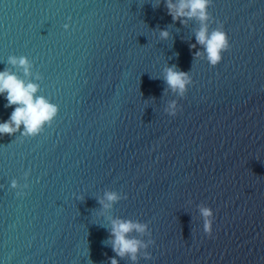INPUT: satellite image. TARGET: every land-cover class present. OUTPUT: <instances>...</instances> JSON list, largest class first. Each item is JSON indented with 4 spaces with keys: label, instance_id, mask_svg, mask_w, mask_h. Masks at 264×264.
<instances>
[{
    "label": "water",
    "instance_id": "95a60500",
    "mask_svg": "<svg viewBox=\"0 0 264 264\" xmlns=\"http://www.w3.org/2000/svg\"><path fill=\"white\" fill-rule=\"evenodd\" d=\"M207 13L231 45L215 66L201 21L166 0H0V72L57 107L34 135L0 134V264H264V0ZM114 220L147 226L126 234L135 260L113 251Z\"/></svg>",
    "mask_w": 264,
    "mask_h": 264
},
{
    "label": "clouds",
    "instance_id": "9594fccd",
    "mask_svg": "<svg viewBox=\"0 0 264 264\" xmlns=\"http://www.w3.org/2000/svg\"><path fill=\"white\" fill-rule=\"evenodd\" d=\"M210 0H178V4H173L172 0H166V7L169 10V15H172L173 20L180 17L187 16L188 18H198L201 21L202 27L196 33V43L204 47L207 54L208 61L215 66L222 60L221 53L228 51L231 47L227 34L220 30L208 32L207 25L204 23L208 19L207 7ZM187 9V11H185ZM183 23V21H181ZM65 29H68L66 24ZM161 37L167 38L168 32L162 30ZM195 47V45H193ZM199 55V53H197ZM11 64L15 65L17 62L21 66H25L27 73L26 58L11 57ZM175 65L167 69L165 77L166 84L173 90H179L183 96L186 91V86L192 81L188 78V74L183 71H176ZM37 85L33 83L25 84L16 75L10 74L8 71L0 72V94L6 93L7 104L6 107H16L11 113L8 120L0 123V134H13L20 130V125H24L23 134H36L40 131L45 122L50 121L57 113V107L50 104L43 97H36ZM168 115L175 116L179 111L176 103L173 102L166 110ZM13 187H16V182L13 181ZM118 197L114 193H108L107 199L115 201ZM109 207V205H105ZM201 213L203 217H213V211L209 208H202ZM146 225L140 223H133L131 221L114 220L112 222L111 236L113 237L112 246L113 251L119 256H124L126 253L131 254L133 260L136 259L135 253L138 251L140 242L135 239L126 238V234L136 230L144 232ZM213 231V220L205 219L204 232L211 237ZM111 264H118L115 258L112 259Z\"/></svg>",
    "mask_w": 264,
    "mask_h": 264
}]
</instances>
